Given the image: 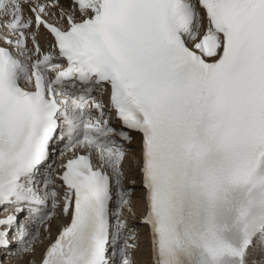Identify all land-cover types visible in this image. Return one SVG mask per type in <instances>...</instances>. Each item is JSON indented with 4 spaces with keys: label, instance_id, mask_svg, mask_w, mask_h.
Returning <instances> with one entry per match:
<instances>
[{
    "label": "snow or ice",
    "instance_id": "1",
    "mask_svg": "<svg viewBox=\"0 0 264 264\" xmlns=\"http://www.w3.org/2000/svg\"><path fill=\"white\" fill-rule=\"evenodd\" d=\"M0 264H264V0H0Z\"/></svg>",
    "mask_w": 264,
    "mask_h": 264
}]
</instances>
